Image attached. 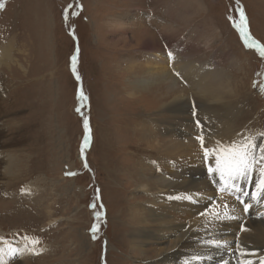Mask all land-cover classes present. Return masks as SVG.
<instances>
[{"label":"rangeland","instance_id":"374dc122","mask_svg":"<svg viewBox=\"0 0 264 264\" xmlns=\"http://www.w3.org/2000/svg\"><path fill=\"white\" fill-rule=\"evenodd\" d=\"M0 3V52L12 48L9 59L0 63V81L6 92L12 89L7 100L18 104L0 112L3 155L15 159L16 175L23 173L8 187H1L5 179H0V246L17 245L21 256L13 262L18 264L153 263L159 245L139 246L128 228L135 221V207L149 200L131 182L141 176L143 160L158 161L157 155L138 146L158 135L147 133L145 138L141 124L147 121L151 128L157 120L176 129L175 124L190 115L195 139L198 121L203 125L196 107L212 99L186 90L189 84L183 80L170 92L168 81H147L146 63L159 52L169 57L167 70L175 66L171 57L204 68L210 86L218 85L214 96H222L220 103L235 113L234 134H243L241 142L251 138L258 145L259 138L264 145V57L246 46L234 26L242 10L250 40L264 46V0ZM114 19L124 25L110 27ZM179 95L190 114L176 120L165 107ZM85 120L90 129L87 144ZM179 141L176 144L200 145ZM195 152L206 167L203 150ZM157 165H152L153 174L160 172ZM247 199L253 207L256 199ZM33 239L39 244L33 245ZM212 244L228 253L234 248L229 241ZM249 253L255 257L254 251Z\"/></svg>","mask_w":264,"mask_h":264},{"label":"bare ground","instance_id":"6f19581e","mask_svg":"<svg viewBox=\"0 0 264 264\" xmlns=\"http://www.w3.org/2000/svg\"><path fill=\"white\" fill-rule=\"evenodd\" d=\"M123 25L124 23L121 20L115 22L114 19L113 22H109V26H114L115 29H119ZM140 27L142 26L140 25ZM145 29L146 27L143 26L141 31H147ZM11 49L1 50L0 63L4 61V58L9 59ZM22 53L23 50L20 51V55ZM171 60L172 65L175 66L171 70H167L166 64L169 61V57L159 54V52L158 54H151L146 63L147 81L157 79L162 84L168 81L170 83L168 85L170 92L173 91L171 86L175 85L177 80H183L189 84L186 90L212 99L210 102L215 99V103L209 104L210 102H207L208 104L196 107L197 119H200L203 125L200 121H198V125L196 124L199 131L195 139L191 138L192 135L197 133V129L189 125L193 123L190 115L181 119V116L190 108H185L186 104L180 103V95L165 107L170 112L172 119H181L175 124L177 126L176 129L163 127L164 122H157V120L154 122L156 124L153 123L154 125L151 128H149L148 124L150 123L147 121L141 124L145 138H147V133H149L148 135H151V133L158 135L155 138L152 137L151 143L147 142V145L138 146L157 155L158 161L157 159L143 160L144 166L141 164L139 170L141 171V176L131 182L133 183L132 186L147 195L149 200L146 204L135 207L134 214H136V218L135 221H132L133 225L128 228L131 230L134 241L139 246L146 244L159 245L158 258L153 263L149 261L150 263L147 264H244L245 261L261 264L264 261V194L256 199L253 207H249L247 216L244 210L245 204H248L247 198H253V194L256 193L254 185L259 178V164L256 165V170L251 174L250 182H239V186L247 195H240L235 192L230 194L229 191L222 192L220 190L223 182L219 174H210L208 171L209 167L215 166L214 156H210L205 161L206 167H204L203 163H200V157H196L199 155L195 152L196 148L199 149L200 147L203 150L197 137H203L204 148L213 149L217 144L227 147L234 142L239 143L243 138V134H234L235 113L229 112L228 104L220 103L219 99H222V96H214L218 90V85L214 83V86L217 85L216 88L210 86L208 83L209 76L206 75L204 68L200 69L197 65L193 66V62H178L175 57H171ZM208 73L209 71H207ZM144 81L142 79L143 84ZM217 83L220 82L218 81ZM10 92H12V89ZM10 92L9 90L6 92L3 80L0 81V112L5 108L10 110L17 107L16 101L7 100V96H11ZM233 105L235 104L233 103ZM1 107L3 108L1 109ZM188 112L190 114V111ZM1 127L0 179H5L1 187H8L10 182H15L19 174L22 175L23 173L16 175L18 172L15 171L17 166L14 164L15 159L12 160L10 157L7 160V157L3 155L5 153L3 148L5 145L2 141ZM136 127L135 130L138 129ZM14 128L17 129L16 127ZM19 131L16 132L18 133ZM133 132L136 133L138 131ZM179 140L200 145H178L175 141L178 142ZM255 142L258 144L255 152L259 156L260 148H264V145H259V138ZM194 153L197 155L195 156ZM156 162L159 164L157 168L160 172L153 174L152 165H155ZM136 167L138 170L137 165H135ZM132 172L135 173V169ZM148 173H150V176H146ZM136 177H138V173ZM22 181H18V183ZM250 183L254 184L252 187L250 186L251 191L249 190ZM20 205L18 204L16 208L21 209ZM14 211L16 210L14 209ZM194 216V219H188ZM215 240L232 242L234 248L231 246L232 251L228 253L224 251L223 247H217L216 244H212ZM2 242L7 243L8 241ZM16 246L12 244V246L5 249L0 246V249L4 250L0 254V259L3 260L4 264H11L13 259L21 256L20 252L22 250ZM10 248L17 250L14 256L8 255ZM251 251L255 252V257L249 253ZM13 264H18V262H13Z\"/></svg>","mask_w":264,"mask_h":264},{"label":"snow or ice","instance_id":"6c2138e0","mask_svg":"<svg viewBox=\"0 0 264 264\" xmlns=\"http://www.w3.org/2000/svg\"><path fill=\"white\" fill-rule=\"evenodd\" d=\"M3 7L4 4L0 3V9H3ZM65 19H67V14H65ZM234 26L240 31L246 46L249 48H256L259 51L260 56L264 57V46L250 40L247 32V20L242 10L240 11L239 24ZM75 60L76 58L73 57V71H75ZM77 79H79L78 76ZM81 99H86L82 92ZM77 111H79V109H77ZM84 126L86 131L85 144H87L90 139V136L87 135L90 132L87 120H85ZM261 135L264 136V133ZM197 139L200 140L201 147L203 148V158L205 160H207L210 156H214L215 158V166L209 167L208 171L210 174H219L220 179L223 182V186L220 189L222 192L229 191L230 194L235 192L240 195H247V193L243 192L242 188L239 186V182L242 181L244 183H248L251 178V174L254 170H256V165L259 164V178L255 184L256 193L253 194V199H258L260 195L264 194V148H260V155L257 156L255 152L257 145L253 143L251 138L239 143L234 142L227 147L217 144V146L213 149L204 148V140L202 136L197 137ZM86 166L87 165H85V167ZM69 174L74 175V173ZM241 202L243 203V201ZM92 207L95 208V205L93 204ZM249 207L250 206L248 204H245L244 210L247 211ZM100 216L101 213L97 212V219H99ZM97 230L98 227L94 225L91 230L93 232V239L96 238L95 233ZM31 243L33 245L39 244V240L33 239ZM3 251V249H0V254H2ZM16 251V249L10 248L8 250V255L14 256ZM32 251H35V248H33ZM0 264H4L2 259H0ZM244 264H253V262L245 261ZM261 264H264V261H262Z\"/></svg>","mask_w":264,"mask_h":264}]
</instances>
